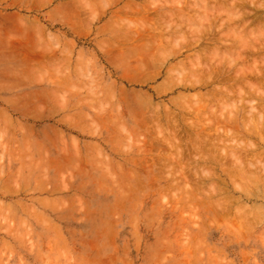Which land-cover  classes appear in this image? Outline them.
Listing matches in <instances>:
<instances>
[{
  "label": "rangeland",
  "instance_id": "374dc122",
  "mask_svg": "<svg viewBox=\"0 0 264 264\" xmlns=\"http://www.w3.org/2000/svg\"><path fill=\"white\" fill-rule=\"evenodd\" d=\"M191 1L0 0V264H264V197L255 195H264V166L258 163L264 156L255 157V150L253 158L259 160L251 159L245 149L249 145L243 144H251V150L264 141V132L249 135L246 127L256 112L244 110L261 100L255 94L254 100L242 103L241 91L249 90L242 85L237 91L241 95L235 92L228 102L217 96L211 103L207 97L224 85L201 84L208 67L226 69L231 63L226 70L234 75L235 67L242 71L247 63L256 64L242 56L258 39V45L264 43V36L250 37L264 35V10L243 34L238 35V25L237 35L228 36L235 10L227 2L195 0L199 7ZM209 3L216 6H211L213 12ZM210 39L230 42L231 49ZM200 72L205 76L197 81ZM202 97L207 99L203 102ZM233 113L234 126L228 124ZM243 113L249 117L243 119ZM222 117L229 120L223 130ZM211 123L217 124L216 131ZM232 126L236 131L230 133ZM192 136L194 142L207 138L198 144L205 150L192 146ZM174 141L182 142L180 152ZM208 142L225 146L215 153ZM236 149L240 154L246 150V158ZM231 150L233 158L237 153L249 166L237 165L239 159L232 163L224 154ZM223 164L228 166L225 173ZM232 165H243L242 171L250 170L248 176L255 173L252 178L261 173L263 181L247 183V173L241 179L236 170L231 175ZM246 188H253L251 199Z\"/></svg>",
  "mask_w": 264,
  "mask_h": 264
},
{
  "label": "bare ground",
  "instance_id": "6f19581e",
  "mask_svg": "<svg viewBox=\"0 0 264 264\" xmlns=\"http://www.w3.org/2000/svg\"><path fill=\"white\" fill-rule=\"evenodd\" d=\"M190 1H191V0H190ZM192 1H193V0H192ZM192 1H191V2H192ZM199 1H201V0H199ZM202 1H203V0H202ZM206 1H207V0H206ZM206 1L204 0L203 4H204ZM211 1H212V0H211ZM213 1H214V0H213ZM213 1H212V2H213ZM220 1H222V2H220V4H222L223 2H225V3L227 2L229 8L231 7V11H232V10H235V11H233L234 13H233V12H229V13H228V11H229L230 9L226 12L227 16H228V14H230L229 16H232V13H233V14H234V17H232V18L229 17V19H230V20H231V19H234V20L236 21V22H235V21L232 22L234 27L231 26V21L227 23L230 27H233L232 31L229 30V26L227 27V28H228L227 30H229V31H227L228 36H229V33H230V32H231V33H236V35H237V32L239 31L240 28H241V30H240V32L238 33V35L243 34V33H242V30L244 31L245 26H247L248 24H250L253 20H256V22H258L257 20H259V19L262 18V11L264 10V0H220ZM33 2H34V1H33ZM41 2H42V1H41ZM178 2H179V1H178ZM195 2H196V1L194 0L193 3H195ZM179 3H180V2H179ZM197 3H198V2H197ZM197 3H195V4H196L197 6H199V4H197ZM200 3H202V2H200ZM213 3H214V2H213ZM213 3H212V4L209 3V5L211 4L210 7L213 5ZM225 3H224V4H225ZM188 4H189V5H194V6H195V4H190V3H188ZM205 4H206V3H205ZM218 4H219V2H218ZM162 5H163V4H162ZM215 5H216V4H215ZM250 5H251L252 8L255 9L254 11H253V9H252V10H251V9L248 10V7H249ZM36 6H37V5H36ZM201 6H202V5H201ZM213 6H214V5H213ZM213 6H212V7H213ZM219 6L222 7L221 5H219ZM219 6H218V7H219ZM225 6H227V5H225ZM31 7H32V6H31ZM185 7H187V6H185ZM185 7H183V8H185ZM199 7H200V6H199ZM203 7H205V6L203 5L202 8H203ZM210 7H208V8H209V9H208L209 11H210ZM212 7H211V9H212ZM214 7H216V6H214ZM218 7H217L216 9H218ZM220 7H219V8H220ZM137 8H138V7H137ZM249 8H250V7H249ZM180 9H182V8H180ZM205 9H206V7H205ZM214 9H215V8H214ZM214 9H212L211 12H213ZM221 9H223V8H221ZM127 10H128V9H127ZM183 10H184V9H183ZM201 10H202V9H201ZM226 10H227V8H226ZM226 10L223 9V11H226ZM259 10H261V12H259ZM216 11H218V10H215V12H216ZM141 12H142V11H141ZM221 12H222V11H221ZM221 12H219V13H221ZM57 14H58V13H57ZM59 14H60V13H59ZM211 14H213V13H211ZM214 14H217V13H214ZM197 15H198V14H197ZM197 15H196V16H197ZM218 15H219V14H218ZM220 15H221V14H220ZM180 16H181V15H180ZM225 16H226V15H225ZM260 17H261V18H260ZM216 18H217V17H216ZM220 19H221V18H220ZM223 19H225V18H223ZM248 19H250V20L248 21ZM263 19H264V18H263ZM197 20H198V19H197ZM174 21H175V20H174ZM226 21H227V18H226ZM226 21H225V22H226ZM228 21H229V20H228ZM167 22H168V21H167ZM184 22H185V21H184ZM198 22H199V21H198ZM204 22H206V21L204 20ZM221 22H222V21H221ZM225 22H224V24H225ZM234 22H235V23H234ZM171 23H172V22H171ZM206 23H207V22H206ZM212 23H214L213 20H212ZM229 23H230V24H229ZM36 24H37V23H36ZM152 24H153V23H152ZM152 24H151V25H152ZM163 24H164V23H163ZM189 24H190V23H189ZM222 24H223V23H222ZM234 24H235V25L237 24V25L235 26ZM252 24H253V22H252ZM252 24H251V25H252ZM131 25H132V24H131ZM144 25H145V24H144ZM148 25H149V24H148ZM164 25H165V24H164ZM238 25H240L241 27L239 28ZM256 25H257V24H256ZM110 26H111V24H110ZM149 26H150V25H149ZM196 26H197V25H196ZM242 26H244V27L242 28ZM134 27H135V26H134ZM134 27H133V28H134ZM201 27H202V26H201ZM251 27H252V26H251ZM254 27H256V26H254ZM257 27H259V26L257 25ZM257 27H256V28H257ZM133 28H132V29H133ZM149 28H150V27H149ZM209 28H210V27H209ZM238 28H239V29H238ZM262 28H264V26H263ZM25 29H26V27H25ZM151 29H152V28H151ZM225 29H226V28H225ZM236 29H237L238 31H237ZM247 29H248V28H247ZM41 30H42V29H41ZM157 30H158V29H157ZM200 30H201V29H200ZM233 30H236V32H235V31L233 32ZM250 30H253V28H252V29L250 28L249 31H250ZM259 30H261V29H256L257 32H258ZM210 31H211V30H210ZM246 31H247V30H246ZM246 31H245V32H246ZM261 31H262V30H261ZM263 32H264V30H263ZM39 33H40V32H39ZM141 33H142V32H141ZM141 33H140V34H141ZM223 33H224V32H222V34H223ZM250 33H254V32L252 31V32H250ZM260 33H262V32H260ZM135 34H136V33H135ZM157 34H158V33H157ZM209 34H210V33H209ZM209 34H208V35H209ZM220 34H221V33H220ZM248 34H249V33H247V35H248ZM13 35H14V34H13ZM15 35H16V34H15ZM18 35H19V34H18ZM152 35H153V34H152ZM152 35H151V36H152ZM204 35H205V34H204ZM210 35H211V34H210ZM225 35H226V34H225ZM236 35H235V36H236ZM244 35L247 37L246 34H244ZM256 35H258V36H256ZM0 36H1V35H0ZM198 36H199V35H198ZM206 36H207V35H206ZM206 36H205V37H206ZM213 36H214V34H213ZM215 36H216V35H215ZM242 36H243V35H241L240 37H242ZM245 36H243L242 38H244ZM259 36L262 37V36H264V35H263V34H262V35H261V34L259 35V34H257L256 32H255V36H254V35H253V36L250 35V37H253V38H254V37H259ZM135 37H137V36H135ZM154 37H155V36H154ZM200 37H202V36L200 35ZM217 37H218V36H217ZM220 37H221V36H220ZM238 37H239V36H238ZM240 37L238 38V42L242 39V38H240ZM250 37H249V38H250ZM260 37H259V38H260ZM129 38H130V37H129ZM203 38H204V37H203ZM24 39H25V38H24ZM55 39H56V38H55ZM133 39H134V38H133ZM135 39H136V38H135ZM196 39H199V38L196 37ZM196 39H193V40H196ZM226 39H227V38H226ZM257 39H258V38H257ZM261 39H263V38H261ZM36 40H37V39H36ZM39 40H40V39H39ZM143 40H144V39H143ZM145 40H146V39H145ZM145 40H144V41H145ZM193 40L191 41L192 44H193V42H195V41H193ZM200 40H201V39H200ZM231 40L234 41V34H233V39H231ZM242 40H243V39H242ZM242 40H241V41H242ZM253 40H254V39H253ZM9 41H10V40H9ZM25 41H26V40H25ZM40 41H41V40H40ZM55 41H56V40H55ZM127 41H128V40H127ZM141 41H142V38H141ZM147 41H148V40H147ZM147 41H146V42H147ZM205 41H206V40H205ZM210 41L214 43V41L216 42L217 39H215V40L210 39ZM258 41H259V39H258ZM258 41H257V42H258ZM263 41H264V40H262V42H263ZM11 42H12V41H11ZM196 42H198V41L196 40ZM206 42H207V41H206ZM206 42H205V44H206ZM208 42H209V41H208ZM208 42H207V43H208ZM217 42H221V41H217ZM243 42L245 43V46H247V45H246V41H245V39L243 40ZM243 42H242V43H243ZM247 42H249V41H247ZM257 42H255V44L258 45L259 42H258V43H257ZM260 42H261V41H260ZM19 43H20V42H19ZM189 43H190V42H189ZM200 43H201V42H200ZM221 43H225V42L223 41V42H221ZM226 43L229 44L230 42H226ZM226 43H225V44H226ZM250 43H251V42H250ZM250 43H249V44H250ZM253 43H254V42H253ZM202 44H203V43H202ZM239 44H241V43H239ZM249 44H248V45H249ZM23 45H24V44H23ZM47 45H48V44H47ZM208 45H211V44H208ZM208 45H206V46L204 45V47L207 48ZM250 45H251V44H250ZM257 45H256V47H254V46L251 45L252 47L247 46V47H249V48H244V51H246V54L244 55L245 52H243V55H244V56H242L243 58L241 57V54L239 55L238 58H237L236 56L234 57V58H237V60H239V58H242L243 61H244V60L246 61L247 59H248V61H249L250 59H252L253 62H256V64L253 63L254 66H253V65L248 66V63H247V65L245 66V67H247V68H245V70H244V67H243V70H242V71H239V69H236V67H235V71L233 70L234 75H233V74L230 75V73H229V71H231L230 68H229V70H226V69H228V66H231V65H232L231 63H230V64L227 63L229 60H231V58H230L228 61L226 60L227 62L225 61V63L228 64V66H227L226 69H223L225 66H223V68H222L221 66H219V67H221L220 69H218V67L216 68L215 66H214V67L212 66V67H213L212 70L209 71L211 68L208 67V69H207L208 72H207V70H205V71H206L205 73H207L206 76H205V73L202 72L203 75L205 76V78L203 77V75H201V72H200V75H201L202 78H200V75H199V78L197 77V78H198L197 81H199V79L202 80V79L204 78V79L202 80V81H204L203 83L199 82V83H201L202 85H204V88H205L207 85H212L213 83H214V84H215V83H216V84H217V83H219V84L221 83V84L224 85V86H223V88H224L223 90H222V88H220V87H221V85H220V87L217 88L218 91H214V93H211L212 90L210 91V89H212L213 86H212V88L209 89V93H211L212 96L215 94V96H213V97H207V98H210V99H208L207 101H209V102L211 101V103H213L212 101L215 100L214 97H217V96H218L220 99H223V98H224V102H225V100L228 102L230 99H232L231 96H234V95H235V92H237V91L240 90V88L242 87V85H246V86H243V87H245V88L247 87V89L249 88V90L246 89L247 91H245V90H243L244 92L241 91V93H244V94H242V95H243L242 98H241L240 96H237L238 98L240 97V98H239L240 100H241V99H244V100H241V102L243 101L242 103H244V101H246L245 98H249V100H251V101L254 100V99H251V98H255L254 95L257 94L256 97L260 98V100H261V103H260V104H259V103H257L258 105L256 104V105L259 106V107H257V106H253L254 104H252V105L250 106V105H249V104H250V103H249L250 101H246V102H248L249 104H247L246 102H245V105L243 104L244 106H247V105H248L247 107H249V108H246V107H245L244 110L246 109L245 112L249 113V115H250L251 112H253V113L256 112L255 114H252V113H251V115H250V120H251L250 127H249L248 125H247V127H249V128L246 127V129H248V130H249V133H250V134H249L248 131L246 130L247 134H249V135H251V136H252V134H254L255 137H256V135H260L261 132H262L261 135H263V132H264V129H263V128H259V126H258L259 124H261L262 127H263V125H264V122L261 121V120L263 119V117H261V115H263V112H264V96H262V94H264V93H263V92H264V89H263V88H264V87H263V86H264V43H263V44L260 43L258 46H257ZM29 46H30V45H29ZM193 46H196V45H193ZM197 46H198V45H197ZM202 46H203V45H202ZM230 46H231V45L229 44L227 47L230 48ZM237 46H238V45H237ZM34 47H35V45H34ZM49 47H50V46H49ZM204 47H203V48H204ZM211 47H213V46H211ZM242 47H243V46H242ZM30 48H31V47H30ZM206 48H205V49H206ZM223 48H224V47H223ZM239 48H240V47H239ZM50 49H51V48H50ZM210 49H211V48H210ZM225 49H227V48H225ZM230 49H231V48H230ZM230 49H229V51H230ZM242 49H243V48H242ZM242 49H241L240 52H242ZM29 50H30V49H29ZM206 50H208V48H207ZM211 50H213V49H211ZM211 50H210V51H211ZM216 50H217V49H216ZM218 50H219V49H218ZM222 50L224 51V49H222ZM38 51H39V50H38ZM38 51H37V52H38ZM197 51H198V50H197ZM214 51H215V50H214ZM232 51H233V50H232ZM238 51H239V50L236 49V52H238ZM198 52H199V51H198ZM211 52H212V51H211ZM240 52H239V53H240ZM46 53H47V52H46ZM200 53H201V52H200ZM202 53H203V52H202ZM209 53H210V52H209ZM224 53H225V52H223L222 54H224ZM227 53H228V52H227ZM232 53H233V52H232ZM30 54H31V53H30ZM212 54H213V53H210V55H212ZM215 54H217V52H216ZM215 54H214V55H215ZM219 54H220V53H219ZM197 55H198V53H197ZM197 55H195V57H196ZM217 55H218V54H217ZM229 55L232 56V55L230 54V52H229ZM234 55H237V56H238V54H235V53H234ZM234 55H233V56H234ZM218 56H219V55H218ZM227 56H228V54H226V57H227ZM230 56H228V58H229ZM233 56H232V57H233ZM212 57H214V56H211V58H212ZM219 57H220V56H219ZM219 57H218V58H219ZM222 57H224V55H223ZM226 57H224V59H226ZM32 58H33V57H32ZM196 58H197V57H196ZM228 58H227V59H228ZM256 58H259V59H256ZM214 59H215V57H214L212 60H214ZM219 59H222V58H219ZM233 60H234V59H233ZM193 61H194V60H193ZM216 61H217V56H216ZM219 61H220V60H219ZM222 61H223V59H222ZM240 61L242 62L241 59H240ZM240 61H239V62H240ZM198 62L200 63L199 56H198ZM212 62H213V61H212ZM239 62H238V64L241 63V62H240V63H239ZM199 63H198V67H199ZM219 63H220V62H218V64H219ZM232 63H233V61H232ZM235 63H236V62H235ZM141 64H142V63H141ZM141 64H140V66H141ZM203 64H204V63H203ZM206 64H207V63H206ZM206 64L204 65L205 67H206L207 65H209V64H207V65H206ZM210 64H211V62H210ZM214 64H215V63H214ZM220 64H222V63H220ZM226 64H225V65H226ZM138 65H139V64H138ZM215 65H216V64H215ZM233 65H234V64H233ZM242 65H243V64H242ZM210 66H211V65H210ZM243 66H244V65H243ZM252 66H253V67H252ZM32 67H33V66H32ZM138 67H139V66H138ZM205 67H203V68H205ZM198 69H199V68H198ZM198 71H199V70H198ZM201 71H202V70H201ZM132 72H133V71H132ZM233 72H231V73H233ZM185 73H186V72H185ZM190 76H191V75H190ZM192 78H193V77H192ZM197 78H196V79H197ZM149 79H150V78H149ZM194 79H195V78H194ZM147 80H148V79H147ZM187 80H188V79H187ZM189 80H190V78H189ZM162 81H163V80H162ZM190 81H191V80H190ZM192 81H193V80H192ZM194 81H196V80H194ZM197 81H196V82H197ZM197 83H198V82H197ZM197 83H196V85H199V84H197ZM201 84H200V86H201ZM219 84H218V85H219ZM186 85L189 86L188 84H186ZM190 85H191V82H190ZM193 85H194V84H193ZM196 85H195V87H196ZM159 86H160V85H159ZM180 86H181V84H180ZM214 86H215V85H214ZM234 86H235V87H234ZM237 86H238L239 88L235 89L236 91L233 90V87L236 88ZM261 86H262V87H261ZM178 87H179V86H178ZM209 87H210V86H209ZM215 87H216V86H215ZM215 87H214V88H215ZM184 88H185V86H184ZM191 88H192V87H191ZM199 88H200V87H199ZM214 88H213V89H214ZM258 88H259L260 90H263V92H260V90H259V92L261 93V94L259 93V94L261 95L260 97H259L258 93H256V91L258 90ZM261 88H262V89H261ZM186 89H187V87H186ZM215 89H216V88H215ZM220 89H221V90H220ZM241 89H243V88H241ZM250 89H251V90H250ZM158 90H159V89H158ZM158 90H157V91H158ZM233 92H234V94H233ZM158 93H159V92H158ZM207 93H208V92H207ZM231 93H232L233 95H232ZM237 93H238V94H237ZM237 93H236V95H241L239 92H237ZM245 94H246V96H245ZM38 95H39V94H38ZM202 95H204V94H202ZM218 97H217V98H218ZM196 98H197V97H196ZM198 98H200V96H199ZM198 98H197V99H198ZM202 98H203V97H202ZM202 98H201V99H202ZM207 98H203V99H202L203 102H204V99H207ZM211 98H213V100H211ZM238 98H236V99H238ZM258 98H257V99H258ZM140 99H141V98H140ZM201 99H199V100H201ZM202 100L199 102L200 104L198 103V101H195V102H197L199 105H201ZM240 100H239V101H240ZM247 100H248V99H247ZM140 101H141V100H140ZM144 101H145V100H144ZM232 101H233V100H232ZM235 101H236V100H235ZM239 101H238V102H239ZM256 101H257V100H256ZM147 102H148V104H149V101H147ZM215 102H216V101H215ZM197 103H196V105H198ZM205 103H206V102H205ZM207 103H208V102H207ZM211 103H210L209 107H211ZM218 103H219V102H218ZM222 103H223V102H222ZM220 104H221V102H220ZM232 104L234 105V103H232ZM238 104H239V103H238ZM238 104H237V105H238ZM246 104H247V105H246ZM151 105H152V104H151ZM151 105H150V106H151ZM213 105H214V104H213ZM213 105H212V106H213ZM223 105H225V103H224ZM223 105H222V106H223ZM229 105H230V104H229ZM189 106H190V105H189ZM189 106H188V107H189ZM235 106H236V105H235ZM151 107H152V106H151ZM182 107H183V106H182ZM194 107H195V106H194ZM194 107H192V108H194ZM198 107H199V106H198ZM206 107H207V106H206ZM215 107H216V106H215ZM233 107H234V106H233ZM242 107H243V106H242ZM250 107H251V109H250ZM256 107H257V109H258V108H259V109L257 110ZM195 108H196V107H195ZM219 108H220V107H219ZM237 108L239 109V107H237ZM252 108H254L255 110L252 111ZM261 108H263V109L261 110ZM207 109H208V108H207ZM220 109H221V108H220ZM220 109H219V110H220ZM238 109H237V110H238ZM168 110H169V109H168ZM168 110H166V111H168ZM192 110H193V109H192ZM195 110H196V109H195ZM214 110H217V108L214 109ZM219 110H218V111H219ZM242 110H243V109H242ZM248 110H249L250 112H248ZM259 110H261V111H259ZM189 111H190V110H189ZM189 111H188V112H189ZM233 111H234V110H233ZM239 111H240V109H239ZM193 112H194V110H193ZM216 112H217V111H216ZM219 112H220V111H219ZM245 112H244V113H245ZM257 112H259V113L261 112L262 114H259V113H257ZM151 113H152V112H151ZM154 113H157V111L154 112ZM168 113H169V112H168ZM172 113H173V112H172ZM228 113H229V112H227V114H226V118H228V117H227V116H228ZM239 113H240V112H239ZM244 113H243V114H244ZM157 114H158V113H157ZM159 114H160V113H159ZM165 114H166V113H165ZM165 114H164V116H165ZM176 114H177V113H176ZM218 114H219V113H218ZM218 114H216V115H218ZM243 114H242V115H243ZM117 115H118V114H117ZM166 115H167V117H168V114H166ZM169 115H171V113H169ZM182 115H183V114H181V116H182ZM211 115H213V114H211ZM216 115H215V116H216ZM219 115H220V114H219ZM235 115H236V114H235ZM235 115H234V113H233L232 115H229V120H230V118H231L230 116H235ZM150 116H151V115H150ZM152 116H153V115H152ZM154 116H157V115H154ZM159 116H160V115H159ZM246 116H248V115L244 114V115H243V119H245ZM213 117H214V116H213ZM224 117H225V116H224ZM235 117H237V116H235ZM248 117H249V116H248ZM156 118H157V117H156ZM161 118H162V117H161ZM165 118H166V117H165ZM170 118H171V117H170ZM174 118H175V117H174ZM174 118H173V119H174ZM182 118H183V117H182ZM184 118H185V117H184ZM215 118H216V117H215ZM239 118H240V117H239ZM241 118H242V116H241ZM261 118H262V119H261ZM149 119H150V118H149ZM175 119H176V118H175ZM217 119H218V118H217ZM224 119H225V118L222 117V120L224 121L222 124L220 123V122H222L221 119H220L219 121H217L216 119H214V121H212V122H215V120H216L217 124H218V122H219V123H220L219 125H221V129H222V125L226 124V122L229 121V120H228V121H227V120L225 121ZM243 119H242V120H243ZM157 120H159V119H157ZM167 120H168V119H167ZM171 120H172V119H171ZM181 120H182V119H181ZM236 120H237V118H236ZM242 120H239V121H241V125H242ZM248 120H249V119H248ZM263 120H264V119H263ZM150 121H151V120H150ZM155 121H156V120H155ZM173 121H174V120H173ZM232 121H235V118H234L233 120H232V118H231V120H230V122H229L228 124H229V125H232V123H233V126L236 125V123H234V122H232ZM237 121H238V120H237ZM167 122H168V121H167ZM184 122H185V121H184ZM231 122H232V123H231ZM235 122H236V121H235ZM173 123H174V122H173ZM206 123H207V122H206ZM245 123H246V122H245ZM245 123H244V124H245ZM167 124H168V123H167ZM171 124H172V123H171ZM186 124H187V123H186ZM186 124H185V125H186ZM211 124H212V123H211ZM214 124H215V123H213L212 125H214ZM217 124H215V126H212V127L210 126L211 129L214 127V131H216V129H217ZM228 124H227V126H228ZM237 124H238V123H237ZM247 124H248V122H247ZM178 125H179V124H178ZM192 125H193V124H192ZM205 125H207V124H205ZM205 125H204V126H205ZM219 125H218V126H219ZM241 125H240V127H239L240 129L242 128ZM169 126H170V124H169ZM172 126H174V125H172ZM190 126H191V125H189V129H191L192 127H194V126H192V127L190 128ZM233 126H232V127H233ZM237 126H239V125H237ZM237 126H235L236 129H237ZM244 126H245V125H244ZM244 126H243V127H244ZM200 127H201V126L199 125V128H200ZM215 127H216V129H215ZM223 127H224V126H223ZM228 127H230V126H228ZM232 127H231V128H232ZM160 128H161V127H160ZM160 128L158 129L159 131H160ZM172 128H173V127H172ZM172 128H170V129H172ZM176 128H177V127H176ZM219 128H220V127H218V129H219ZM233 128H234V127H233ZM233 128H232V129H233ZM193 129H195V128H193ZM193 129H191V130H193ZM196 129H197V127H196ZM200 129H203V128H200ZM200 129H199V130H200ZM204 129L206 130V127H205ZM207 129L209 130V128H207ZM211 129H210V132H211ZM225 129H226V128H224V132H225ZM244 129H245V128H244ZM244 129H242V130H244ZM173 130H175V129H173ZM208 130H206V131L208 132ZM222 130H223V129H222ZM234 130H235V128H234L233 130H231L230 133L234 132ZM237 130H238V129H237ZM176 131H177V130H175L174 133H176ZM185 131H187V129H185ZM197 131H198V130H197ZM220 131H221V130H219L218 133H223L222 136H224V138H225L224 132H223V131L220 132ZM226 131H227V130H226ZM235 131H236V130H235ZM201 132L203 133V130H202ZM237 132H239V131H237ZM237 132H235V133H233V134H236ZM243 132H244V131H243ZM246 132H245V133H246ZM191 133H192V132H191ZM193 133H194V132H193ZM197 133H198V132H197ZM197 133H196V134H197ZM199 133H200V132H199ZM213 133H214V132H213ZM153 134H154V133H153ZM171 134H173V132H172ZM237 134H242V133H237ZM173 135H174V134H173ZM200 135H201V136H200ZM203 135H205V134L203 133ZM203 135H202V134H199L200 137H202ZM220 135H221V134H220ZM220 135H219V136H220ZM244 135H245V134H244ZM254 135H253V136H254ZM187 136H188V135H187ZM197 136H198V135H197ZM219 136H218V138H219ZM222 136L220 137L221 139H217V138H216V139H217L218 141H219V140L221 141V140H222ZM226 136L230 137L231 134H230V136H229L228 134H227ZM161 137H162V136H161ZM171 137H172V136H171ZM173 137H175V135H174ZM178 137H179V136L176 135V137H175L176 140L178 139ZM204 137H205V136H204ZM204 137H203V138H204ZM257 137H259V136H257ZM205 138H206V137H205ZM208 138H209V136H208ZM211 138H212V137H211ZM231 138H233V137H231ZM241 138H242V137H240V138H238V139H241ZM246 138H247V137H246ZM251 138H252V137H251ZM166 139H167V138H166ZM189 139H190L191 141L194 142V139H195V138H193V136H192V139H193V140H192L191 138H189ZM206 139H207V138H206ZM206 139H203V140L200 139V140H202V142H203L204 140L206 141ZM216 139L212 138V140H214V141H215ZM227 139H228V138H227ZM227 139H226V140H227ZM236 139H237V138H236ZM168 140H169V139H168ZM172 140H173V139H172ZM180 140H181V138H179V141H180ZM182 140H183V139H182ZM182 140H181V141H182ZM190 140L187 139V142L190 141ZM200 140H199L198 142L195 140L196 142H194V143H192V142L190 141V143H192V146H193V144H194V148H195V145L197 144V145H196V149H197V147H198V151H199L200 149H201V150H205V149H203V148H200L201 145H198V144H200V143H199ZM228 140H231V139H228ZM233 140H235V138H234ZM248 140H249V139H248ZM256 140H257V139H256ZM164 141H165V140H164ZM205 141L203 142L202 145H204ZM223 141H224V140H223ZM243 141H245V140H243ZM243 141H242V142H243ZM252 141H253V140H252ZM167 142H168V141H167ZM176 142H177V141H174V145H175V146L177 145ZM182 142H183V141H182ZM182 142H181V143H182ZM202 142H201V143H202ZM206 142H207V141H206ZM215 142H216V141H215ZM224 142H225L226 145H227V142H226V141H224ZM228 142H229V141H228ZM238 142H239V140H238ZM256 142H257V141H256ZM258 142H259V141H258ZM164 143L166 144V142H164ZM181 143L179 142L178 145L180 144V147H181V149H182L184 146L182 147ZM195 143H196V144H195ZM208 143H210V142H208ZM208 143H207V144H208ZM229 143H230V142H229ZM254 143H255V142H254ZM259 143H260V142H259ZM214 144H216V143H214ZM218 144H219V143H218ZM223 144H224V143H223ZM223 144H220V146L217 145L216 147H214L215 145H212V144L210 143V145H212L213 148H212V146L209 145V146H208V149H210V148L214 149V148H215V149H217V150L215 151V153H216V152L218 153L219 149H218L217 147H219L220 150H221V149H224L223 147H224L225 145L221 148V145H223ZM235 144H236V143H235ZM238 144H240V147H241L243 144H246V145L248 144L249 146L251 145V144H249L248 142L246 143V141H245V143H243L242 145H241V142H240V143H237L236 146H237ZM147 145H148V144H147ZM147 145H146V146H147ZM166 145H169V144H166ZM170 145H171V144H170ZM178 145H177V146H178ZM228 145H229V144H228ZM252 145H253V143H252ZM254 145L257 146L258 144H254ZM254 145H253V146H254ZM171 146H172V145H171ZM187 146H188V145H187ZM205 146H206V145H205ZM205 146H204V148H205ZM249 146H248L247 148H245L246 146H244V148L247 149V150H249V151H247V152H251V153H248L249 156H250V154H252V155L250 156V157H252L251 159H254V158L257 157V156H258V157H260V156H264V141L261 142L260 145L257 146V148H255V149H253L255 146H254V147L251 146V150H250V147H249ZM180 147H179V146L177 147L179 152H180V150H179ZM209 147H210V148H209ZM229 147H230V145L228 146V148H229ZM232 147L235 148V146H232ZM238 147H239V145H238ZM177 148H175V149H177ZM194 148H193V149H194ZM160 149H161V148H160ZM189 149H191V148H189ZM240 149H242V148H240ZM240 149L238 148L239 151H240ZM245 149H244V150H245ZM184 150H185V149H184ZM194 150H195V149H194ZM225 150H227V149H225ZM236 150H237V149H236ZM238 150H237V152L239 153ZM255 150H258V152H256V154H255ZM167 151H168V150H167ZM175 151H176V150H175ZM178 151H177V153H179ZM191 151H192V150H191ZM196 151H197V150H196ZM221 151H222V150H221ZM233 151H234V149H233ZM233 151L231 150V151H230V154H229L228 151H227V152H224V154L226 153L225 155L227 156V158H229V157L232 158L231 161L234 160V159H235V160H236V159H239L238 156L236 155L237 153H235V158H233V157H234V156H233V155H234ZM8 152H9V151H8ZM173 152H174V151H173ZM200 152H201V151H200ZM204 152H205V151H204ZM210 152H211V151H210ZM213 152H214V150H213ZM219 152H220V151H219ZM231 152H232V153H231ZM234 152H235V151H234ZM244 152H246V150H245ZM244 152H241V154H243ZM247 152H246V153H247ZM17 153H18V152H17ZM202 153H203V152H202ZM221 153H222V152H221ZM221 153H219V154H221ZM171 154H172V153H171ZM175 154H176V152H175ZM179 154H180V153H179ZM186 154H187V153H186ZM211 154H212V153H211ZM224 154H223V155H224ZM227 154H228V155H227ZM231 154H232V157H231ZM239 154H240V153H239ZM241 154H240V155H241ZM248 154H246V155L243 154L244 157H243V155H242V158H246L245 156H247ZM254 154H255V157L253 158V155H254ZM212 155H213V154H212ZM221 155H222V154H221ZM225 155L222 156V157H223V158L226 157ZM172 156H173V155H172ZM175 156L177 157V154H176ZM216 156H218V154H217ZM216 156L214 155L213 157H216ZM219 156H220V155H219ZM228 156H229V157H228ZM249 156H248V157H249ZM14 157H15V156H14ZM178 157L181 158L180 156H178ZM222 157H221V158H222ZM248 157H247V159L249 160ZM173 158H174V157H173ZM179 158H177V159H179ZM200 158H201V157H200ZM200 158H197V159H200ZM203 158H204V157H202V159H201L199 162H201V161L203 160ZM205 158H209V156H208V157H205ZM216 158H218V157H216ZM216 158H215V160H216ZM161 159H162V158H161ZM210 159H211V158H210ZM251 159H250V160H251ZM256 159H257V158H256ZM256 159H254V160H256ZM162 160H163V159H162ZM221 160H223V159H221ZM221 160H220V161H221ZM239 160H240V159H239ZM254 160H253V161H254ZM257 160H259V159H257ZM257 160H256V161H257ZM261 160H262V158H261ZM190 161H191V160H190ZM205 161H209V159H208V160L206 159ZM225 161H226V160H225ZM236 161H237V160H236ZM236 161H235V162H236ZM161 162H162V161H161ZM175 162H178V161H175ZM179 162H180V161H179ZM202 162H203V161H202ZM202 162H201V163H202ZM210 162H211V161H210ZM241 162H242L241 160H240L239 162H237V165H241V164H240ZM243 162H244V165L246 164L245 167H246V166H249V163L247 164V163H245V161H243ZM243 162H242V163H243ZM259 162H263V163H264L263 160H262V161H258V163H259ZM162 163H163V162H162ZM167 163H168V162H167ZM180 163H181V162H180ZM219 163H220V162H219ZM224 163H225V162H224ZM232 163H233V161H232ZM254 163H255V162H254ZM263 163H262V165L264 166ZM169 164H170V163H169ZM235 164H236V163H235ZM235 164H234V165H235ZM250 164H252V163H250ZM176 165H177V164H176ZM202 165H203V164H202ZM206 165H207V164H206ZM208 165H209V164H208ZM208 165H207V166H208ZM223 165H224V164H223ZM228 165H229V164H228ZM234 165H232V166H234ZM252 165H253V164H252ZM37 166H38V165H37ZM174 166H175V165H174ZM174 166H172V167H174ZM181 166H182V165H181ZM226 166H227V165H224V167L221 168L222 171H223V168H225ZM242 166H243V165H242ZM242 166L237 167L239 170L236 169L235 166H234L233 168H235V169H234V172L232 171L233 174H232V172H231V169H229V172L231 173V175H234V174H235V170H236V171H237V172H236V173H237V176H238L239 173H241L240 175L242 176V177H241V179H242L243 176H244V174L247 173L246 175L248 176V173H250V172H248V171H250V170L247 171V169H246L245 171H242V170H244L243 168H242V169L240 168V167H242ZM256 166H257V164L254 165V167H256ZM260 166H261V164H260ZM212 167H213V166H212ZM227 167H228V166H227ZM243 167H244V166H243ZM179 168H180V165H179ZM202 168H203V167H202ZM233 168H232V169H233ZM247 168H249V167H247ZM177 169H178V168H177ZM183 169H184V168H183ZM219 169H220V168H219ZM225 169L228 170V168H225ZM249 169H251V168H249ZM262 169L264 170V167H262ZM174 170H176V169H174ZM197 170H198V169H197ZM240 170H241V171H240ZM263 170H262V173L264 172ZM170 171H171V170H170ZM176 171H177V170H176ZM179 171H181V170H179ZM198 171H199V170H198ZM215 171H216V170H215ZM193 172H194V171H193ZM225 172H226V171L224 170L223 173H225ZM229 172H228V175L231 176V175L229 174ZM243 172H244V174L242 175ZM251 172H252V171H251ZM170 173H171V172H170ZM175 173H176V172H175ZM173 174H174V173H173ZM197 174H199V173H197ZM209 174H210V173H209ZM251 174H252V173H251ZM251 174H250V175H251ZM254 174H255V173H253V175H254ZM2 175H3V174H2ZM211 175H212V174H211ZM226 175H227V174H226ZM228 175H227V177H229ZM235 175H236V174H235ZM250 175L248 176L250 179H248V177H247V178H244V179L247 180V183H248V181H250V180H252L253 182H261V181H263V180L261 179L262 177L259 179L260 175H262L261 173H260V175H259L257 178H252L251 176H253V175H251V176H250ZM257 175H258V174H257ZM263 175H264V174H263ZM154 176H155V175H154ZM164 176H165V175H164ZM216 176H217V173H216ZM254 176H255V175H254ZM207 177H209V175H208ZM210 177H211V176H210ZM210 177H209V178H210ZM189 178H190V177H189ZM211 178H212V177H211ZM187 179H188V178H187ZM220 179H221V178H220ZM230 179H231V178H230ZM234 179H235V178H233L232 180L234 181ZM236 179H237V178H236ZM257 179H258V181H257ZM232 180H231V181H232ZM191 181H192V180H191ZM198 181H199V180H198ZM223 181H224V180H223ZM195 182H196V181H195ZM204 182H205V181H204ZM189 183H190V182H189ZM209 183H210V182H209ZM232 183H233V182H232ZM234 183H235V182H234ZM253 184H254V183H253ZM253 184H252V185H253ZM212 185H213V184H212ZM218 185H219V184H218ZM248 185H249V184H248ZM261 185H262V184H261ZM12 186H13V185H12ZM194 186H195V185H194ZM234 186H235V185H234ZM250 186H251V185H250ZM252 187H253V186H252ZM254 187H256V186H254ZM254 187H253V188H254ZM263 187H264V185H263ZM195 188H196V187H195ZM204 188H207V187L204 186ZM253 188H252V190H253ZM257 188H258V187H256V189H257ZM196 189H197V188H196ZM219 189H220V188H219ZM247 189H248V188H246V192L248 191ZM256 189H255V190H256ZM261 189H262V188H261ZM252 190H251V191H252ZM259 190H260V189L258 188V191H259ZM218 191H219V190H218ZM249 191H250V190H249ZM251 191H250V192H251ZM260 191H263V190H260ZM260 191H259V192H260ZM202 192H203V191H202ZM215 192H216V191H215ZM250 192H247V195H246V196H249V195H250ZM255 192H256V191H255ZM263 193H264V191H263ZM8 194H9V193H8ZM190 194H191V193H190ZM254 194H255V193H254ZM254 194H253V196H251V197L249 196V198L251 199L252 197H254ZM255 195H257L256 198H258V197H260V198L264 197V195H263V194L261 195V193H260V195H258V193L255 194ZM209 196H210V195H209ZM228 196H229V195H228ZM242 196H243V195H242ZM198 197H199V196H198ZM247 198H248V197H247ZM249 198H248V199H249ZM260 198H258V199H260ZM188 199H189V198H188ZM182 200H183V199H182ZM203 200H204V199H203ZM233 200H234V199H233ZM260 200H261V199H260ZM262 200H263V199H262ZM183 201H184V200H183ZM230 203H231V202H230ZM235 203H236V202H235ZM232 204H233V203H232ZM220 205H221V204H220ZM221 207H222V206H221ZM229 207H230V206H229ZM240 209H241V208H240ZM259 209H260V208H259ZM238 211H239V210H238ZM263 213H264V212H263ZM238 214H239V213H238ZM247 215H248V214H247ZM247 215H246V216H247ZM256 215H257V214H256ZM218 217H219V216H218ZM262 217H263V216H262ZM5 219H6V218H5ZM219 219H220V218H219ZM240 219H241V218H240ZM256 219H257V218H256ZM260 219H261V218H260ZM235 220H236V219H235ZM248 222H249V221H248ZM244 224H245V223H244ZM239 226H240V225H239ZM237 227H238V226H237ZM240 228H241V227H240ZM246 228H247V227H246ZM12 231H13V230H12ZM238 231H239V230H238Z\"/></svg>",
  "mask_w": 264,
  "mask_h": 264
}]
</instances>
